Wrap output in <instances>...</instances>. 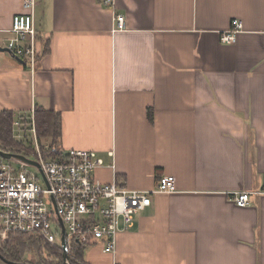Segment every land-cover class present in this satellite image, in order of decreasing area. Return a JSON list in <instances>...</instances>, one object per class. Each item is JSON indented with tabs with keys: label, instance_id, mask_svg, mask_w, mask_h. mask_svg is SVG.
I'll return each mask as SVG.
<instances>
[{
	"label": "crops",
	"instance_id": "crops-1",
	"mask_svg": "<svg viewBox=\"0 0 264 264\" xmlns=\"http://www.w3.org/2000/svg\"><path fill=\"white\" fill-rule=\"evenodd\" d=\"M100 1H40L49 52L34 70L0 51V111L61 114L62 150L98 152L103 183L152 191L177 179L114 254L91 246L85 262L264 264V195L232 198L264 185V0ZM22 4L0 0V48Z\"/></svg>",
	"mask_w": 264,
	"mask_h": 264
},
{
	"label": "built area",
	"instance_id": "built-area-1",
	"mask_svg": "<svg viewBox=\"0 0 264 264\" xmlns=\"http://www.w3.org/2000/svg\"><path fill=\"white\" fill-rule=\"evenodd\" d=\"M41 0H23V12L14 16L12 37L6 46L34 70L42 50L35 23ZM112 6L113 0H101ZM117 29L125 28V16L117 15ZM235 30L222 37L223 43H234L235 33L242 28L235 21ZM35 112L29 128L35 136V156L39 167L19 159L0 156V237L11 232L32 234L43 239L63 254V239L71 262L76 258L75 246H101L106 254H114L118 236L131 230L139 214L152 205V196L177 191V179L161 176L152 191H136L121 187L116 181L103 183L95 177L105 166L96 151L71 149L57 158L45 157L40 150L35 128ZM23 119L14 122L17 141L27 132ZM113 156V153H109ZM35 167L40 171L32 170ZM251 195H264L261 190L241 191L233 195L239 207L250 204ZM68 262V263H69Z\"/></svg>",
	"mask_w": 264,
	"mask_h": 264
},
{
	"label": "trees",
	"instance_id": "trees-1",
	"mask_svg": "<svg viewBox=\"0 0 264 264\" xmlns=\"http://www.w3.org/2000/svg\"><path fill=\"white\" fill-rule=\"evenodd\" d=\"M45 45L42 54L49 52ZM41 57V56H40ZM39 57V58H40ZM27 61L24 66H27ZM35 128L41 152L45 157L57 158L63 155L61 148L62 118L61 114L49 111L40 107L35 108ZM30 116L18 115L13 111H0V151L5 153L25 154L33 153L35 150L31 146H26L24 142L17 141L14 134V122L23 119L28 125ZM153 121L152 112L149 113ZM28 119V120H26ZM43 140L51 142L50 148L45 149ZM86 247L75 246L76 258L70 264H87L85 262ZM28 255L34 256L35 261H29ZM0 261L18 264H69L63 259V255L58 249L46 243L40 237L32 234H22L11 232L7 241L0 243Z\"/></svg>",
	"mask_w": 264,
	"mask_h": 264
},
{
	"label": "water",
	"instance_id": "water-1",
	"mask_svg": "<svg viewBox=\"0 0 264 264\" xmlns=\"http://www.w3.org/2000/svg\"><path fill=\"white\" fill-rule=\"evenodd\" d=\"M0 51H3V52H8L10 54H13L12 51L7 48V47H4V48H0ZM13 56L16 58V60H18L20 63H24V61L20 58H18L17 56H15L13 54ZM0 156H2L3 158H6V159H13V158H16V159H19L21 161H24L26 162L27 164L29 165H32V166H37L39 167V164L34 161V160H31L29 159L28 157H26L25 155H22V154H15V153H5L3 151H0ZM0 243H1V237H0ZM63 259L66 263L69 262L70 260V257H69V252H68V249H67V246H66V242H65V239H63ZM8 264H18V263H13V262H8ZM70 264V262H69Z\"/></svg>",
	"mask_w": 264,
	"mask_h": 264
},
{
	"label": "rangeland",
	"instance_id": "rangeland-1",
	"mask_svg": "<svg viewBox=\"0 0 264 264\" xmlns=\"http://www.w3.org/2000/svg\"><path fill=\"white\" fill-rule=\"evenodd\" d=\"M28 119H30V117ZM28 119H26V120H28ZM26 130H27V132L25 133V135L20 137L19 140H22V142H24L26 146H31L33 148V150H34L35 140H36L35 136H34V134L32 132H30L29 125H26ZM43 144L45 146V149H49L50 145H51V142L43 140ZM25 154H26L25 156L28 157L29 159L34 160V161L36 160L35 154L27 153V152H25ZM32 170L34 172L38 173V174L40 173V171L38 169H36L35 167H32ZM8 237L5 240H2L1 243L4 242V241H7ZM27 259L29 261H35L36 258L34 256H32V255H28ZM0 264H5V263L0 261Z\"/></svg>",
	"mask_w": 264,
	"mask_h": 264
}]
</instances>
